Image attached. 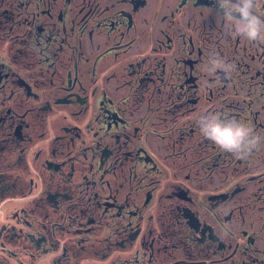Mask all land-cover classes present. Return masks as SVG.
Wrapping results in <instances>:
<instances>
[{"label": "flooded vegetation", "instance_id": "af4514ba", "mask_svg": "<svg viewBox=\"0 0 264 264\" xmlns=\"http://www.w3.org/2000/svg\"><path fill=\"white\" fill-rule=\"evenodd\" d=\"M242 7L36 0L28 14L27 2L12 13L0 0V264H264V0L248 9L260 22L256 39L243 31ZM29 17L48 57L66 77L72 70L71 86L50 72L38 88L35 61L21 58ZM174 30L205 101L196 120L158 135L165 125L137 102L153 93L139 94L133 77L164 70L168 54L157 53ZM44 54L41 46L32 57ZM83 76L90 85L75 83ZM213 116L250 129V151L237 156L208 139L201 124ZM253 158L260 164L250 168Z\"/></svg>", "mask_w": 264, "mask_h": 264}, {"label": "rangeland", "instance_id": "374dc122", "mask_svg": "<svg viewBox=\"0 0 264 264\" xmlns=\"http://www.w3.org/2000/svg\"><path fill=\"white\" fill-rule=\"evenodd\" d=\"M21 1L27 2L28 14L34 10V7L36 5V0H6V2L9 4L12 10V13L15 12V7L17 5V2L19 3ZM30 18L31 17H29L28 20H30ZM178 19L181 18L180 17L174 18V20H178ZM197 25H198V21L196 19L191 20L189 22V33H191L193 37H195V32L194 30H192V28L193 26H197ZM27 29H29V27H27ZM14 33L15 31L13 29L11 34ZM171 37H172V43H171L172 45L170 49L161 50V52L157 53L158 55L162 53L168 54V58L165 63L164 70L161 71L158 66L149 67L148 69H145L146 71H144L146 74H142L143 72H140L139 76L133 77L134 80L133 87L134 86L137 87L139 94L142 93L141 91L143 87H146V90L148 92L150 91L153 93V94H144L143 98L137 102H140L142 104L141 107L149 106L152 109L151 112L156 114V119L165 125V126L160 124L156 125L155 129H156V134L158 135H165L164 129L167 127H171L175 124L187 123L189 121L196 120L200 115L201 103L205 101L202 98V94H200L202 85L197 80L198 72H199V71L197 72L198 65L196 63H193V65L190 67L189 65H185L183 62V59L187 56L186 51L188 49V45L180 44L182 42V38L179 37V31L176 30L172 31ZM194 56H195L194 53L190 55V57H194ZM25 57H28V54L22 55L21 58L23 59ZM62 67L64 66H60L58 64L54 67V71L58 68V72L62 73V69H61ZM33 69H35V66H33ZM34 71H39V70H34ZM187 71H190L189 75H191L192 78L189 79L185 76V72ZM35 74H37V72ZM111 77H112L111 74H107L104 77V79L107 80L110 79ZM139 77L141 78V80L139 81V84H137L136 82ZM48 78L49 77L47 76V73H45L42 76L40 75V73H38L37 80L40 82V87L38 86L39 89H42L41 86L43 85V82L46 79L48 80ZM83 78L85 79V77ZM168 81H173L171 83L173 86H175V88L174 87L170 88L167 85ZM54 83H56V80L54 81ZM179 84L183 86L180 89L178 88ZM199 85L201 88L199 87ZM44 88H47V86L45 85ZM169 92L171 94H169ZM185 92H187L188 94H184ZM175 94H183V95H181L182 97L181 110L176 115L173 116L168 114V110H169L168 102L175 100V96H174ZM183 96H185L186 99L183 98ZM221 101L222 99L219 100V105ZM261 152L264 156V147H261ZM229 162L230 161L227 159L223 161V163L226 164H228ZM259 164L260 161L257 158H253L251 162L247 163L248 167L250 168H253ZM198 170L200 169L199 168L196 169V171ZM215 172L217 171L211 169L212 174H217Z\"/></svg>", "mask_w": 264, "mask_h": 264}, {"label": "clouds", "instance_id": "9594fccd", "mask_svg": "<svg viewBox=\"0 0 264 264\" xmlns=\"http://www.w3.org/2000/svg\"><path fill=\"white\" fill-rule=\"evenodd\" d=\"M251 7L252 0H243V7L240 11L242 15L247 17L243 31L249 39H256L260 32V22L248 11ZM201 131L221 149L233 152L237 156H240L244 151H250L247 146L255 144L254 139H247L250 129L235 120L229 123H221L219 116H213L212 122L209 124H201Z\"/></svg>", "mask_w": 264, "mask_h": 264}]
</instances>
